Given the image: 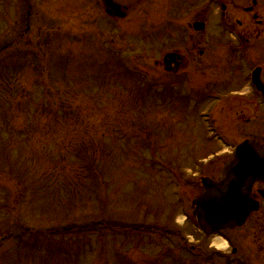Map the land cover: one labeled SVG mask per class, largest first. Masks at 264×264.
<instances>
[{
	"label": "rangeland",
	"instance_id": "374dc122",
	"mask_svg": "<svg viewBox=\"0 0 264 264\" xmlns=\"http://www.w3.org/2000/svg\"><path fill=\"white\" fill-rule=\"evenodd\" d=\"M117 1L112 22L101 0H0V264H188L144 224L208 242L191 198L237 128L212 115L226 149L160 75L173 10Z\"/></svg>",
	"mask_w": 264,
	"mask_h": 264
},
{
	"label": "flooded vegetation",
	"instance_id": "af4514ba",
	"mask_svg": "<svg viewBox=\"0 0 264 264\" xmlns=\"http://www.w3.org/2000/svg\"><path fill=\"white\" fill-rule=\"evenodd\" d=\"M145 2L149 0H141ZM101 3L111 18L118 9L125 17L129 15V7L117 0ZM158 5L161 11L165 7L173 10V19L168 16L160 23L172 22L162 27L158 38L161 73L172 75L178 90L189 84L204 91L205 97L199 102L206 110L217 101L215 94L222 95L221 112L237 128V145L254 141L261 146L255 150L261 157L259 162L237 165L260 170L250 189V200L257 209L240 227L204 233L208 242L200 243L206 256L195 262L264 264V0H158ZM166 42L173 43V48L169 49ZM244 127L249 128V134L244 135ZM224 155L219 160L223 166L217 169L220 177L214 182L225 179L222 171L234 161V147ZM216 238L225 243L224 251L209 243Z\"/></svg>",
	"mask_w": 264,
	"mask_h": 264
},
{
	"label": "water",
	"instance_id": "95a60500",
	"mask_svg": "<svg viewBox=\"0 0 264 264\" xmlns=\"http://www.w3.org/2000/svg\"><path fill=\"white\" fill-rule=\"evenodd\" d=\"M251 146L253 147V145ZM251 146L245 144L241 150L242 152L244 151V153L241 155L239 154V157L245 156V151L250 149ZM246 154L248 155V161L253 162V160L258 159L256 155L252 154L250 158V154H248V152ZM240 161L241 159H237V161L234 162L235 165L233 164L232 167H229L227 181L216 185L217 187H214L215 185L212 184L207 185L206 182L204 183L206 184L207 193L203 195L201 199L202 216L200 215L199 219H204L214 230L223 228L228 224L239 225L248 214L247 201L243 196H245L247 190L249 191L251 183L257 178V173L259 172L253 169H245L243 171L237 169L235 166ZM241 173L243 176H247L245 180L248 181H245L246 183H236V178L244 182V177L239 175ZM232 174H236V177L234 175L232 176Z\"/></svg>",
	"mask_w": 264,
	"mask_h": 264
},
{
	"label": "trees",
	"instance_id": "16d2710c",
	"mask_svg": "<svg viewBox=\"0 0 264 264\" xmlns=\"http://www.w3.org/2000/svg\"><path fill=\"white\" fill-rule=\"evenodd\" d=\"M89 228V227H88ZM82 228V230H85V229H87V231L89 230V231H92V228ZM21 229H22V233H23V231H24V229H25V227H24V225H21ZM50 232H52L51 230H49ZM36 234H38V233H36ZM39 234H41V233H39ZM34 236H36V235H34ZM40 236V235H39ZM8 237V233H6V234H3L2 236H1V239H0V242H2V241H4L6 238ZM34 238H36V237H34Z\"/></svg>",
	"mask_w": 264,
	"mask_h": 264
},
{
	"label": "bare ground",
	"instance_id": "6f19581e",
	"mask_svg": "<svg viewBox=\"0 0 264 264\" xmlns=\"http://www.w3.org/2000/svg\"><path fill=\"white\" fill-rule=\"evenodd\" d=\"M219 248H224V244L222 242H217Z\"/></svg>",
	"mask_w": 264,
	"mask_h": 264
}]
</instances>
